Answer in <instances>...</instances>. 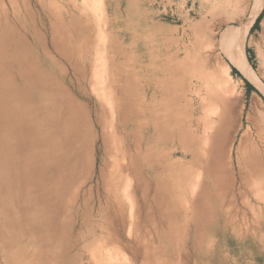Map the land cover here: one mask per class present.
<instances>
[{"label": "bare ground", "instance_id": "bare-ground-1", "mask_svg": "<svg viewBox=\"0 0 264 264\" xmlns=\"http://www.w3.org/2000/svg\"><path fill=\"white\" fill-rule=\"evenodd\" d=\"M82 1L87 2L88 0ZM96 1L99 2V0ZM86 2L84 5H87ZM258 2L259 3L252 8L250 12L247 11L248 15H246L247 17H245L246 20H244L245 23L243 22V25L240 26L238 24L236 28H225L221 32L220 38L218 37L219 39H216L213 34L210 37L208 36L207 39L205 38V49L206 47L208 48L207 56H209L210 52L213 51L216 46H219L220 51H222L224 57L231 65L237 68L245 77L258 81L264 85L261 77L258 76L255 69L246 59L244 50L245 36L262 10V1ZM2 3L3 0H0V9H3ZM88 4L93 5V3H89V1ZM232 4H234V2ZM236 4L239 3L236 2ZM62 6L63 5H61V7L55 6L53 10L54 14L57 15V19L58 17L60 19V26L56 24L57 27H48L46 25L47 21L41 19V25L47 26L48 28L47 35L43 40L45 51L39 48L40 53L42 52L41 56L34 53L33 50L36 46H31L32 40H35V43L38 45V42L41 40L36 37L37 31L34 26L24 25L22 28L25 29L21 30L26 33L22 32L21 35L19 32H16L19 33L18 35L15 34L17 36L9 37L7 32L8 23L0 21V264H70L69 262L73 258H75L76 264H87L84 253L88 235L85 234V231L90 227V224H88L90 222L84 214H81L80 217L77 215L80 210L78 198L79 195L82 194L81 192L84 193L83 185L85 180H83L81 173L84 166L83 163L86 160H84V157L87 153L89 154L91 150L90 144V146L86 148V151L84 146L79 145V140L82 139L81 142H83L85 138L82 136L85 135H81L83 133L82 130H79L81 127L79 126L80 122L77 121V118L79 114L83 112L82 109L85 105L81 102L72 100V97H69L71 94L66 96V93L64 94L66 98L69 97L71 99L64 98L66 99L64 101L60 99L62 96L59 98L58 94H56L57 87L52 74V67L55 66L58 61L71 66L72 56L76 54L77 61L75 59V62H78L81 74L79 81H84L88 73L90 76L89 82L92 83V87H95L97 82L99 83L100 81L102 83L106 80V83L103 82L102 84L103 87L99 86L102 90L101 94L98 93L100 94L98 95V102L99 104L104 103L103 106L109 104L103 108L108 110V114L111 113L109 115H112V120L107 122H110V128L113 133L116 129H122L124 131L121 133H124L128 124V116H131V111L126 108L127 105L125 106L123 100H121L126 97L128 99L129 96L123 94L121 90L122 84L115 83V79L110 75L116 67L115 63L118 61V58H120L122 47H120L121 49L115 50L113 45L115 42L109 35L104 36L105 32L104 34L102 33L104 29H101L102 35H98V37L100 36L99 38L103 39L100 40L98 38L99 41L98 39L97 41H102L99 50L102 49L103 53L99 55V50L97 51L96 49L99 47L97 45V47H95V44H97L95 43L97 36L94 33V27L97 26V19L90 20L86 18L84 19L86 24H81L82 22L80 23L76 20V17V19L74 18L73 13L65 10V7ZM56 8L59 13L56 11ZM35 10H37L35 12H39L38 8ZM2 13L1 15H4L5 10H3ZM78 14H80L79 11ZM259 24L264 31V15L261 17ZM208 29L207 27L206 29L204 28V30ZM32 33L35 38H31ZM198 34L197 31V35ZM40 36L42 37L41 34ZM200 36L203 35L200 34ZM56 37H58L57 39L60 37L63 38V41H67L73 51H71V49H66V51H64L65 48H61L62 46L60 47L58 45ZM20 41L24 42L21 46L19 45ZM18 45L19 47L15 48ZM47 45L50 46L49 50L47 49ZM77 46L78 48L76 49ZM260 49L259 53H261L262 58L260 60H262L264 64V52ZM94 50L100 57L103 55L104 62L106 58L104 64H106L108 72L107 74L105 73L106 78L104 79L103 77L104 80L99 78H102L106 69L102 73V76L100 72L97 74L98 69L96 68L100 67H94L95 61H93V59L95 60V58L90 57L91 53L94 54ZM52 51L56 58L53 56L50 58ZM45 54L48 55L43 59L42 56ZM94 55H96V53ZM95 57L98 59V56ZM190 58L192 61V55ZM50 59L57 62L53 63ZM44 61L48 63L44 64ZM170 62L172 65H175L174 75L180 81L178 85L173 86L171 90L172 95H174L177 100L175 107L169 108L165 104V100L170 94L167 77L164 75L161 77L157 76V80L153 81L150 86L143 90L141 96V99H149V101L152 102V106L148 108L146 118L139 117L144 111L141 104L142 101L137 107L138 112L133 111L134 121L130 123V128L135 131V134H133L132 143L129 140V143L125 142L123 144V151H121L122 144H117V146L109 150L110 147L106 146L107 143H105V125L99 122L102 130V133L100 132L101 141L103 143L101 144L103 146L102 148L104 151H108V156L110 154V159L112 160L111 162L104 161V163L103 158H101L100 162L104 164L108 163L107 165H109L110 170L114 172V177L115 172L119 169V165H117L118 161L123 160L127 162L128 160L127 163L129 164V168L127 169L129 171L120 170L121 173L118 171L119 176L117 179L121 183V189L125 187L122 194H126L127 191L129 195L128 199L131 197L129 202L131 199L133 200L131 196V194H133L131 192V186L132 183H134L132 182V177L133 179L136 177L139 193L142 192L146 194V191L149 190L151 185L150 180H153L154 190L159 189L160 191L161 189L163 192L170 194L173 186L176 187L177 183L175 182L171 185L167 178L168 171L171 172L172 176L176 177L175 180L179 179L182 181V178L185 177V173L191 170H188L184 159L189 156L191 160H197V163L202 164L204 162V157H207L205 156L206 154H204L207 151H202V149L205 150L207 147L205 148L203 146L202 148L201 145L200 147L198 145L199 139L202 141V138L198 139L197 136V148L191 145L192 142L196 141V137L194 136V125L196 120L194 121L192 118V113L184 109L180 110V104L182 103L180 101H182V98L184 101L189 102L191 100L190 92H196L195 95H197L201 91L194 83V80H197V65L193 63L191 69L185 70L184 67L179 66V61L174 60ZM100 64H102V62H100ZM102 66L104 65L102 64ZM221 67L222 66H216L212 68L207 58L201 65L202 72H204V75L212 82V85H214L213 90L215 92L217 91L216 93L223 99V106L225 108H223L219 116L217 115L221 120L216 117L222 122V126L220 130H217L220 126L216 124L218 128H215L217 130L216 132L219 131L217 142L215 141L216 139L214 140L215 144H217L215 147H212L215 148V165L213 166L211 163L212 167L207 166L205 168L206 179L200 182L199 192L209 200L212 209H215L217 227L221 224L222 228L224 225L226 227L230 226L231 228L234 226H245V232L248 233L249 230H254L255 226L262 228L264 225V171L263 169L259 170V165L256 164L255 157L246 155L243 147L240 148V152L236 158L238 159L236 171H232L230 177L226 174L227 167L229 166L228 163H230L226 152L228 140L227 138L224 139V137H221L220 134L221 130L225 128V124H228V127H232L230 96L233 93V86L228 76V68ZM101 68L99 70L102 72L103 69L101 70ZM103 68H105V66ZM92 76L97 78L96 81L93 80ZM202 78L200 77L201 80L204 79ZM262 79L264 78L262 77ZM96 87H98V85ZM99 87L97 89H100ZM213 90H211L212 93H214ZM117 94L119 98H116ZM139 94L141 95V93ZM205 98L206 97H204V99ZM202 102L204 103L203 107L206 109H209L207 106L209 104L211 106L212 104L205 100ZM170 105H172V103ZM123 106H125V108ZM206 109H204V111ZM199 110L197 108V112ZM202 110L203 108L201 109L203 114ZM210 112L207 111L206 114ZM206 114L205 116L203 115L204 120L207 118ZM83 116H80L82 117V119L80 118V120H82L81 123L83 120L85 122ZM136 118L138 119L137 121ZM197 118L199 117L197 116ZM217 119H215L216 122L214 121V123H217ZM212 120L213 119H211V122H213ZM208 121L210 122L209 119L207 122ZM87 124L90 123L86 122L85 125ZM199 125L197 120L196 133H198ZM175 126L177 127L174 129ZM206 126H208L207 123ZM203 127H205V124L202 128ZM228 127L226 126V128ZM88 128L91 127L88 126ZM210 128L212 129V125ZM229 128L228 132L232 129ZM203 129H206V127ZM108 131L111 133L110 129H108ZM138 133L140 137L136 136ZM204 133L205 132H203V134ZM211 134L212 131L208 133V136H212L211 138L215 137ZM205 135L207 136V134ZM202 136L200 135L199 137ZM210 136L209 140L213 142ZM204 140L203 143H208L209 141H207V137L206 141ZM210 141L209 143H212ZM203 143L200 142V144ZM209 143L207 145H209ZM176 149L179 150L180 155L177 159L175 158L177 154L175 153ZM208 149L210 150L209 146ZM120 153H122L121 158H119L121 155ZM209 157L211 158V156L207 158ZM243 160H245V162ZM212 162L214 161L212 160ZM242 162L246 163V168H242ZM208 163L210 162H207V164ZM232 165H234V163ZM103 172L104 169L101 167L99 172H97V176L104 180ZM228 174H231V172H228ZM177 177L181 179H177ZM116 183L112 186L108 185L109 188L105 187L106 190L110 192L108 198H111L112 194L116 197L117 188H119V184ZM228 183L231 184L229 191L233 185L237 183L236 190L234 191V189H231L232 193L227 199L225 195H216V190H218L217 193L220 192V189L228 187ZM105 186L107 185L105 184ZM110 188L111 191L109 190ZM195 190L194 196L196 197L197 188ZM243 191L246 192L245 195H243ZM97 195L98 198L93 209L98 211L104 205L109 207V204H104L103 202V199H106L105 194H101L99 191ZM236 195L244 197L242 198L244 200L241 202L248 206L247 210H243L246 216L241 218L242 221L238 220L240 222L237 221V218L239 217L238 212H241V208H239L236 202L237 200H235ZM151 198L150 200L155 199L156 202L154 203L159 204L156 199V194L154 195L152 193ZM224 199L226 201H224ZM132 202L130 205H132ZM151 202L153 203V201ZM196 204L199 211L204 210V203ZM136 205L137 203L135 202L132 206L134 207ZM152 205L149 206V210ZM163 206L164 205H162V207ZM183 208L184 206L181 209ZM151 211L149 212L147 210L149 216ZM149 216L147 217L146 215V218L149 219ZM241 216L244 215L242 214ZM150 218L152 217L150 216ZM151 220H153L151 223H155L154 218ZM250 225H254V227L252 228ZM249 226L252 229H250ZM90 230L96 232L97 226H93ZM98 232H101L100 228ZM156 234L159 239L158 233ZM250 259L251 258H249V260Z\"/></svg>", "mask_w": 264, "mask_h": 264}, {"label": "rangeland", "instance_id": "rangeland-1", "mask_svg": "<svg viewBox=\"0 0 264 264\" xmlns=\"http://www.w3.org/2000/svg\"><path fill=\"white\" fill-rule=\"evenodd\" d=\"M88 1L89 3H93V5L88 4ZM88 1L3 0V3L1 4L3 5V9H0V21L8 23L7 32L9 37L17 36L19 33L22 35V32H24L22 30L25 29L22 28L24 25H31L35 27V30L37 31H35L36 37L39 38V40L41 39L38 42L40 46L35 43V40H32L31 46H36L34 47L33 51L39 56L42 55V52L40 53V49L45 51L43 40L47 35V26L51 28L57 27L56 24L60 26V19L59 17L57 19V15L54 14L53 10L55 6L61 7V5H63L62 7H65V10L73 13L74 18L76 17L77 19H75L77 21L80 23L82 22L81 24H86L84 21L86 18H89L90 20L97 19V26L94 27V33L97 36L95 39V43H97L95 44V47H99L96 48L97 51L100 49L102 43V41L98 42L100 39V36L98 37V35H102L104 32V36L109 35V37L115 42L113 44L115 50L121 49L120 47H122L120 58H118V61L115 63L116 67L110 75L115 79V83L122 84L121 90L123 91V94L129 96L128 99L127 97L123 99L120 98L123 100L125 106L127 105L126 108L131 111V116H128V124L124 133H121L124 131L122 129H116L114 133L112 132L110 128V122H107L112 120V115H109L111 113L108 114V110L103 108L109 104L107 103L108 105L103 106L104 103L99 104L98 102V95L101 94V87H103L102 84L103 82L106 83V80H104L106 78L105 73L107 74L108 72L106 69V64H104L106 62V58L104 62L103 55H101L103 60L99 56L103 53L102 49L98 51L99 55L95 49L93 53H96V55L91 53L90 56L95 58V60L93 59V61H95V63L93 62L95 65L94 67L98 66L100 68L102 67L101 70L103 69L101 72L99 70L100 68H96L98 69L97 74L100 72V75L102 76V73L106 69L102 78H99L103 79L104 77V81L102 80V83L99 81L100 84L98 82V84L96 83L98 87L101 86L99 87L100 89H97L98 87H96V84L95 87H92V83L89 82V73L86 75V79L84 81H79L81 74L79 71V64L78 62H75V59L77 61L76 54L72 56V67L60 61H58V63L52 67V74L54 80L56 81L57 87L56 94H58L59 98L62 96L63 98L61 97L60 99L65 101L69 97H72V100L81 102L83 105H85V107L82 109L83 112L79 114L78 118L76 117L77 121L80 122L79 126L81 129L79 130H82L83 133L81 135H85L82 136L85 138L83 142H81L82 139L79 140V145L84 146L85 151L86 148L91 145V150L89 151V154L87 153L84 157V160H86L83 163L84 166L81 172L83 180H85L83 185L84 193L81 192L82 194H80L78 198L80 210L78 211L77 215L80 217L81 214H84L90 222L88 223L90 224V227L85 231V234L88 235L84 253L87 264H256L257 262V264H264V257H262L264 256V225L262 228L255 226L254 230L252 229L254 225H250L252 228L250 226L249 227L252 230H249L248 233L245 232V226H234L231 228L230 226L226 227L224 225L222 228L221 224L217 227L215 209H212L209 200H207L206 197L199 192L200 182L206 179L205 168L207 166L212 167V165H215V148L212 147H215L217 144H215V141L217 142L218 140L219 131H216L220 130L222 126V122L218 120L220 118L218 116L220 115V112L223 111V108H225L223 106V99L218 93H216L217 91L215 92L213 90L214 85H212V82L204 75V72H202L201 65L206 58L209 60L212 68H215L216 66L228 68V76L233 86V93L230 96L232 127L229 126L232 129L230 132H228V124L224 123L228 128L225 126V128L221 130L220 134L221 137H224V139L227 138L228 140L226 152L230 163H228L229 166L227 167L226 174L230 177L232 175V171H236L238 166V159L236 158L238 157L240 148L243 147L245 150L243 151L246 153V155L255 157L256 164L259 165V170L263 169L264 171V85L258 81L245 77L237 68L231 65L224 57L222 51H220L219 46H216L215 49L210 52L209 56H207L208 48L206 47L205 49V41L208 36L210 37L213 34L215 35L216 39H219L221 32L225 28H236L238 27V24L240 26L243 25L245 23L244 20H246L245 17H247L246 15H248V12H250L252 8H254L259 3L258 1H262V10L260 13L262 17L264 15V0ZM85 2L87 5H84ZM233 2L234 4H232ZM236 2L239 4H236ZM234 7L236 9L238 8L239 10H236ZM37 8L39 10L38 13L35 12L37 11L35 10ZM3 10H5V14L1 15ZM56 11H58L57 8ZM78 11L80 14H78ZM41 19H45L47 21V26L41 25ZM259 22L260 20L256 25L254 22L246 34L244 50L246 59L255 69L258 76L261 77V80L264 83V79H262V77L264 78V64L262 60H260L262 58L261 53H259L260 48V50L264 52V31L262 30ZM205 26L209 28V31L204 30V28L206 29ZM101 29H104L102 33ZM197 31L199 33L198 35ZM200 34L203 36H200ZM31 38H35L33 33ZM57 38L58 37H56V39ZM102 39L103 38L100 40ZM56 41H58V45L60 47L62 46L61 48H65L64 51H66V49H71L70 44L65 40L63 41V38L59 37V39ZM23 44L24 42L20 41L19 45L21 46ZM19 45L15 48H18ZM77 48L78 46L76 49ZM47 49H50L49 45H47ZM71 51L73 50L71 49ZM51 54L52 55L50 58H52V56L56 58L53 51ZM190 54L192 55V61ZM47 55L48 54H45L42 56V58L44 59ZM95 56H98V59ZM174 60L179 61V66L184 67L185 70L191 69L193 67V63L197 65V80H194V83L196 84V87L200 88L201 91L197 95H195L196 92H190L189 94L191 96V100L189 102L184 101L182 98V101H180L182 102L180 104V110L184 109L189 111V113L191 112L192 118L194 121L196 120L194 125V136L196 137V141L192 142L191 145L196 146L197 148V136L198 139L202 138V141L199 139L198 145L199 147L201 145L202 148L203 146L205 148L207 147L206 149L204 148L205 150L202 148L201 149L203 152L207 151L204 153L206 154L205 156H211V158L209 157V159L206 157V161V158L204 157V162L202 164L197 163V160H191L189 156L184 159L188 170H191L185 173V180L182 178V181L178 179L180 177H177L178 180H175L176 177L172 176L171 172L168 171V181H170L171 185L175 182L177 183L176 187L173 186L170 194L163 192L161 189L160 191L159 189L154 190L153 180H150L151 185L149 190L146 191V194L142 192L139 193L136 177L133 179L131 176L132 182H134L131 186V192L133 193L131 196L133 200L131 199L129 202L131 197L128 199L129 195L127 194V191L126 194H122L125 187L121 189V183L117 179L119 176L118 171H129L127 169L129 168V164L127 163L128 160L126 159L127 162H124L123 160L118 161L117 165H119V169L117 172H115V176L113 177V170H110L109 165H107L108 163L104 164V161L111 162L112 160L110 159V154L108 156V151L106 152L102 148L103 146L101 144L103 143L101 141L102 138L100 134V132L102 133V130L99 122H102L105 125V143H107L106 146L110 147L109 150L113 149L114 146H117V144H122L121 151H123V144L125 142L129 143V140L132 143L131 140H133V134H135V131L130 128V123L134 121L133 111L138 112L137 107L142 101L141 104L144 110V116L142 114L139 117L146 118V112L148 108L152 106V102L149 101V99H141V96L142 91L150 86L153 81L157 80V76L161 77L164 75L167 77L168 86L170 87V94L165 100V104L169 108L175 107L177 100L175 99L174 95H172L171 90L172 87L178 85L180 81L174 75L175 65H172L170 62ZM50 61L53 63L57 62L51 59ZM100 62H102L105 68H103L104 66H102ZM43 63L47 64L48 62L44 61ZM199 76L201 78L203 76L204 79L202 78L203 80H201ZM92 78L95 81L97 79L95 76H92ZM247 83L251 86V88H247ZM211 90H213L214 93H212ZM139 93H141V95ZM64 94L65 96L68 94L71 95L66 98ZM204 97L206 98L204 99ZM116 98H119L118 94ZM202 99L206 102L212 103L211 106L210 104L207 106L209 109L203 107L204 103L202 102ZM171 103L172 105H170ZM125 106L123 107L125 108ZM201 107L203 108V114L201 112ZM197 108L198 110L200 109L198 112ZM204 109L211 112L206 114L207 111L205 110V112ZM204 113L207 115L205 120L209 127L206 126L205 120L203 118V115L205 116ZM80 116L84 117L85 122L83 120L81 123L82 120H80V118L82 119V117ZM197 116L199 118H197ZM208 119L210 122L211 119H213V122H207ZM215 119L219 121V124L218 121L217 123H214ZM137 120L138 119L136 118V121ZM197 120L198 124H200L198 127V133H196ZM86 122L90 124L85 125ZM204 124L206 129H203L205 127L202 128ZM210 124L212 125V129L210 128ZM216 124L220 127L218 128ZM82 126L86 127L87 129ZM88 126L91 128H88ZM107 127L110 129L111 133L108 131ZM176 127L177 126H175L174 129ZM215 128L218 129L216 130ZM209 130L212 131L211 135L215 136L211 138L212 136L209 135L213 142L209 140ZM203 132L205 133L203 134ZM205 134H207V136ZM200 135L203 136L199 137ZM136 136L140 137L139 133L136 134ZM206 137L207 141L209 140L213 144L209 143V141V145H207V142H204L207 143L204 144L203 140L205 139L204 141H206ZM200 142L203 144H200ZM208 146L212 152L208 149ZM175 151V153H177L175 158L177 159L180 156L179 150L176 149ZM120 154V156L118 154L119 158L122 157V153ZM101 158H103L104 163L100 162ZM212 160L214 162H212ZM243 161L245 162V160ZM207 162L210 163L207 164ZM244 162L241 164L242 168H246V163ZM233 163L234 165H232ZM101 167L104 169V180L97 176V172H99ZM228 172H231V174H228ZM115 181L119 183H116ZM115 183L119 184L116 197H114L112 194L111 198H108L110 192L106 190L105 187H108V185L112 186ZM105 184L107 186H105ZM230 186L231 184L228 183V187L225 189H220V192L217 193L218 190H216V195H225L227 199L232 193L231 189H234V191L236 190L237 183L234 184L230 189L231 192L229 191ZM196 188L197 196L195 197L194 193ZM109 190L111 191V188ZM99 191L101 194H105L106 199L108 198L107 201L106 199H103V202L104 204H109V207L104 205L100 210L95 211L93 207L97 201V194ZM243 192V195H245L246 192ZM152 193L154 195L156 194V199L159 204L154 203L156 202L155 199L150 200L152 199ZM242 198L244 197H240V195H236L235 197L239 208H241V212H238L239 217L237 216V221H242L241 218L246 216L243 210L248 209V206L241 202L244 200ZM151 201H153V203ZM224 201L226 200L224 199ZM131 202L132 205H134L135 202L137 205L133 207L130 205ZM196 203H204V210L199 211L197 209ZM151 205L152 207L150 208L152 211L151 209L149 210V206ZM162 205L164 206L162 207ZM181 206H184V208L181 209ZM147 210L149 212L151 211L150 216L154 218L155 223H151L153 220H151L152 218H150L148 215L149 212H147ZM240 214H243L244 216H241ZM146 215L147 217L149 216L150 220L146 218ZM93 226H97L96 232L94 230H90V228ZM99 228L101 231L100 233L98 232ZM156 233H158L159 239L157 238ZM249 258L251 259L249 260ZM69 263L76 264L75 258H73Z\"/></svg>", "mask_w": 264, "mask_h": 264}, {"label": "trees", "instance_id": "trees-1", "mask_svg": "<svg viewBox=\"0 0 264 264\" xmlns=\"http://www.w3.org/2000/svg\"><path fill=\"white\" fill-rule=\"evenodd\" d=\"M261 14L258 15V17L255 20V25L258 23V21L260 20ZM234 70V69H233ZM247 88H251V86L247 83Z\"/></svg>", "mask_w": 264, "mask_h": 264}]
</instances>
